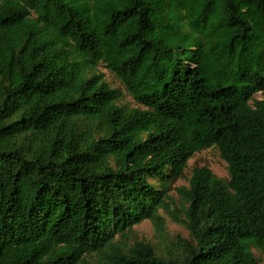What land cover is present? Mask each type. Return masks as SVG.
I'll return each mask as SVG.
<instances>
[{
	"label": "trees",
	"instance_id": "16d2710c",
	"mask_svg": "<svg viewBox=\"0 0 264 264\" xmlns=\"http://www.w3.org/2000/svg\"><path fill=\"white\" fill-rule=\"evenodd\" d=\"M259 92L264 0H0V264H261ZM213 146L230 180L194 168L176 215L167 183ZM162 208L191 237L132 244Z\"/></svg>",
	"mask_w": 264,
	"mask_h": 264
},
{
	"label": "rangeland",
	"instance_id": "374dc122",
	"mask_svg": "<svg viewBox=\"0 0 264 264\" xmlns=\"http://www.w3.org/2000/svg\"><path fill=\"white\" fill-rule=\"evenodd\" d=\"M99 71L104 73L106 80L111 84L112 87L118 88L122 95L120 104L128 108H144L142 105L137 103L130 93L125 89L124 85L119 78L115 76L105 65L101 64ZM254 100H264V92H259L254 96ZM253 104V101H251ZM206 166L210 168L219 178L225 181L230 180V174L228 170V164L223 159L220 149L217 146L204 149L197 152L192 156L187 166L184 168L182 175L171 179L167 183L166 193L168 194L167 201L170 203L171 210L178 216L184 217V206L185 201L179 192L182 187H189L190 179L192 178L194 168ZM156 186L164 189L156 179H152ZM160 213L166 219V231L163 237H160L157 230L151 220L145 219L139 224L134 225L133 233L131 234L130 242L134 244L136 241H145L153 243L160 253H168L174 246H178L180 237L190 238V231L185 224L175 221L171 214L165 210L160 209ZM253 251L260 261L264 264V254L257 248H253ZM90 260L95 261L97 259L89 257Z\"/></svg>",
	"mask_w": 264,
	"mask_h": 264
}]
</instances>
